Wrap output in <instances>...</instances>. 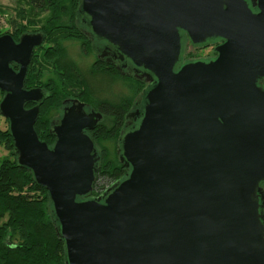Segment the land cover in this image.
I'll return each mask as SVG.
<instances>
[{"label": "water", "instance_id": "95a60500", "mask_svg": "<svg viewBox=\"0 0 264 264\" xmlns=\"http://www.w3.org/2000/svg\"><path fill=\"white\" fill-rule=\"evenodd\" d=\"M252 4L258 13L247 0L79 1L91 36L153 78L120 137L128 173L98 198H88L101 161L89 132L103 114L69 100L55 143L42 141L48 95L25 84L46 36L0 37V114L17 164L49 194L66 264H264V0ZM183 35L222 39L217 58L179 68Z\"/></svg>", "mask_w": 264, "mask_h": 264}, {"label": "trees", "instance_id": "16d2710c", "mask_svg": "<svg viewBox=\"0 0 264 264\" xmlns=\"http://www.w3.org/2000/svg\"><path fill=\"white\" fill-rule=\"evenodd\" d=\"M13 1L20 8L23 20L29 28H41L46 36L43 45L48 44L56 48L64 40L83 39L91 50L90 42L80 33L77 26L66 27L62 23L64 16L69 15L76 22L80 0ZM45 56V53H42L39 59L33 56L25 87L41 88L48 95L40 106V117L35 129L39 138L52 146L55 138L51 135L49 127L48 130H44L43 120L47 111L63 105L64 98L57 94L54 86L40 84L43 73L51 69ZM98 65L105 69H113L101 63ZM62 93L67 99L80 98L85 93V87L76 80L64 79ZM0 95L1 102L4 94L0 92ZM130 108L131 102L115 104L106 101L100 102L95 108L104 115V120L105 118L110 120L112 127H106L102 122L95 131L90 132V136L97 148L103 140H118V163L114 165L105 161L104 153L99 151L101 161L94 191L88 198L100 197L128 173L120 161L119 150L120 137ZM6 122L8 129L0 130V145L10 151L11 155L0 163V264H66L65 244L58 236L59 223L49 194L36 183L30 170L17 164L14 141L10 135L8 120Z\"/></svg>", "mask_w": 264, "mask_h": 264}, {"label": "rangeland", "instance_id": "374dc122", "mask_svg": "<svg viewBox=\"0 0 264 264\" xmlns=\"http://www.w3.org/2000/svg\"><path fill=\"white\" fill-rule=\"evenodd\" d=\"M84 19V18H83ZM63 24L66 27L76 26L72 16H64ZM81 26L87 30L83 22ZM28 29L21 15L20 8L13 0H0V35ZM83 39H68L60 43L59 47L52 48L45 44L36 52V59L45 53L46 61L50 70L42 75V86H54L57 94L64 97L62 83L64 79H72L80 82L85 87V93L80 97L91 107L96 108L102 102L121 104L131 102V108L143 97L145 86L140 82L125 76H121L116 70L105 69L98 65L97 57L89 50ZM214 54L213 48L198 49L188 45L186 60L208 59ZM34 71V69H32ZM35 74V73H33ZM1 96V95H0ZM130 108V109H131ZM60 107L52 108L46 112L43 120L44 130L53 120L60 118ZM46 123V124H45ZM106 127H112L109 119L105 118L102 123ZM8 129V123L0 117V130ZM97 147V146H96ZM118 140L109 139L100 142L97 150L105 155V161L114 165L118 163ZM11 155V152L0 145V163Z\"/></svg>", "mask_w": 264, "mask_h": 264}, {"label": "flooded vegetation", "instance_id": "af4514ba", "mask_svg": "<svg viewBox=\"0 0 264 264\" xmlns=\"http://www.w3.org/2000/svg\"><path fill=\"white\" fill-rule=\"evenodd\" d=\"M247 1L249 3V6H250L251 10L253 11V13H258L259 12V9L257 7H254L253 6L252 0H247ZM83 21H84L83 18H80L79 19L76 16V26L80 29V33L84 37H86L87 40L90 42L91 50H92V52H94L96 54L97 62L98 63H101L103 65H106L107 67H112L121 76L129 77V78H132V79L140 82L141 84H143L145 86V89L144 90H146L147 87L149 86V84L151 82H153V78L151 77L150 78V82H148L149 78H147L145 76L146 73H145L144 70H142L140 68H137L128 59L121 60L120 54H119V52H118L117 49L109 46L107 43H105L103 41H100V40L92 37L91 34H90V32H89V29L87 28V30H85L81 26V24L83 25ZM26 27L28 29L22 30V31L15 30V31H17V33L16 32L6 33V34H3V35H0V37L1 36H4V35H10L16 42H19L20 37L23 34H25V33H38V32H42L41 28L32 29V28H29L27 25H26ZM45 41H46V38H45ZM43 44L41 46H43ZM221 44H223V40L222 39H216V40L214 39V40H210L205 46H196V45H193L191 43V41L188 38H185V36L183 35V56H182V62L179 65V68H181L184 64H187V63L192 62V61H199V60H201V61L209 62L211 60L216 59L217 56H218V53L216 52V48L218 46H220ZM188 45H192V46H194L195 48H198V49H207V48H211L212 47L213 50H214V54H213L212 57H210L208 59H192V60H186V52H187ZM41 46H38V47H36L34 49L33 56L36 55V50L39 49ZM33 56H32V59H33ZM32 59H31V61H32ZM30 65H31V63H30ZM30 65H29V68H30ZM12 67H13L14 70L19 71V68L20 67L18 65L12 64ZM29 68H28V72H29ZM26 80H28V73H27ZM41 80H42V78H41ZM40 84H41V81H40ZM257 86L259 88H261V89L264 90V77L263 78H258V80H257ZM143 97H144V91H143ZM143 97H142V99L140 101L136 102L135 105L128 112V114L129 113H133L134 116L131 119L127 120V115L128 114L126 115V122H125V125H124L123 129L134 128L137 125V120H138V117H139V114L138 113H141L142 110H143L142 109V107H143ZM72 99H79L80 101L86 103L85 101L81 100L80 98H76V97L75 98H70V99L64 100L63 105L60 107V112H61L60 118L57 119V120L51 121V123L49 125V128L50 129H51V126L53 124H58L61 121V118H62V116L64 114V109L66 107V103L65 102H67L69 100H72ZM86 104L91 109H94L96 112H99L95 108L91 107L88 103H86ZM103 120H104V115H103ZM95 130H93V131H95ZM89 134H90V132H89ZM54 138H55V140H54V143H55L56 137H54Z\"/></svg>", "mask_w": 264, "mask_h": 264}]
</instances>
